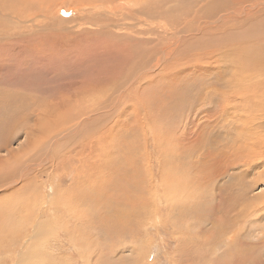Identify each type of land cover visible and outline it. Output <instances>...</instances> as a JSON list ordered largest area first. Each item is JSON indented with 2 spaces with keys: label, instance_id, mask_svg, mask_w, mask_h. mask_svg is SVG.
Segmentation results:
<instances>
[{
  "label": "rangeland",
  "instance_id": "obj_1",
  "mask_svg": "<svg viewBox=\"0 0 264 264\" xmlns=\"http://www.w3.org/2000/svg\"><path fill=\"white\" fill-rule=\"evenodd\" d=\"M0 19V264H264V0Z\"/></svg>",
  "mask_w": 264,
  "mask_h": 264
},
{
  "label": "bare ground",
  "instance_id": "obj_2",
  "mask_svg": "<svg viewBox=\"0 0 264 264\" xmlns=\"http://www.w3.org/2000/svg\"><path fill=\"white\" fill-rule=\"evenodd\" d=\"M144 2H145V1H144ZM78 3H79V2H78ZM150 3H151V2H150ZM1 4H2V3H1ZM125 4H126V3H125ZM25 5H26V4H25ZM2 6H3V5H2ZM10 6H11V4H10ZM18 8H19V7H18ZM30 8H31V7H30ZM120 8H121V7H120ZM126 8H128V7H126ZM253 8H255V7H253ZM19 9H20V8H19ZM23 9H24V8H23ZM32 9H33V8H32ZM117 9H119V7H118ZM20 10H21V9H20ZM76 10H77V9H76ZM122 10H123V9H122ZM122 10H121V11H122ZM125 10H126V9H125ZM133 10H134V9H133ZM27 11H28V10H27ZM31 11H32V10H31ZM11 12H12V11H11ZM32 12H33V11H32ZM143 12H144V11H143ZM6 13H7V12H6ZM30 13H31V12H30ZM31 14H32V13H31ZM16 15H17V14H16ZM22 16H23V15H22ZM36 16H37V15H36ZM1 17H2V16H1ZM39 18H40V17H39ZM39 18H38V19H39ZM36 19H37V18H36ZM36 19H35V20H36ZM43 19H45V18H43ZM218 19H219V18H218ZM0 20H1V19H0ZM31 21H32V20H31ZM0 22H1V21H0ZM45 22H46V21H45ZM45 22H44V23H45ZM215 22H216V21H215ZM215 22H214V23H215ZM5 23H6V22H5ZM39 23H40V22H39ZM0 24H2V22H1ZM6 24H7V23H6ZM6 24H5V25H6ZM19 24H20V23H19ZM31 24H32V23H31ZM33 25H34V24H33ZM47 25H48V24H47ZM214 25H216V24H214ZM218 25H219V24H218ZM19 26H20V25H19ZM10 27H11V26H10ZM12 27H13V26H12ZM15 27H16V29H17V26H15ZM22 27H23V26H22ZM33 27H35V26H33ZM19 28H20V27H19ZM48 28H49V27H48ZM13 29H14V28H13ZM203 29H204V28H203ZM3 30H4V28H3ZM49 30L51 31V29H49ZM66 30H67V29H66ZM218 30H219V29H218ZM13 31H14V30H13ZM39 31H41V30H39ZM50 31H49V32H50ZM4 32H5V31H4ZM53 32H54V31H53ZM10 33H11V32H10ZM36 33H37V30H36ZM0 34H1V33H0ZM7 34H8V33H7ZM15 34H16V33H15ZM210 34H211V33H210ZM5 35H6V33H5ZM6 38H7V37H6ZM252 38H254V37L252 36ZM1 39H3V38H1ZM7 39H8V38H7ZM32 39H33V38H32ZM32 39H31V40H32ZM206 41H207V40H206ZM202 42H203V41H202ZM2 43H3V42H2ZM206 43H207V42H206ZM4 45H5V44H4ZM1 47H3V46H1ZM1 49H2V48H1ZM213 51H214V50H213ZM138 52H139V51H138ZM133 53H134V52H133ZM216 53H217V52H216ZM210 54H211V53H210ZM135 56H137V55H135ZM206 56H207V55H206ZM211 56H212V55H211ZM210 59H212V58H210ZM207 61H208V60H207ZM203 63H204V62H203ZM35 65H36V64H35ZM34 67H35V66H34ZM97 75H98V74H97ZM98 109H100V108H98ZM85 116H86V115H85ZM88 119H89V118H88ZM92 120H93V119H92ZM86 123H87V122H86ZM78 124H79V123H78ZM89 124H90V123H89ZM76 125H77V124H76ZM67 129H68V128H67ZM72 134H73V133H72ZM74 135H75V134H74ZM67 137H68V136H67ZM54 138H55V137H52V141L55 140ZM54 143H56V140H55ZM36 146H37V145H36ZM28 147H29V146H28ZM27 149H28V148H27ZM34 151H35V150H34ZM18 153H20V152H18ZM22 153H23V152H22ZM16 154H17V152H16ZM32 154H33V153H32ZM13 158H14V157H13ZM7 161H10V160H7ZM13 161H14V160H13ZM31 161H32V160H31ZM14 162H15V161H14ZM40 162H41V161H40ZM13 164H14V163H13ZM18 165H20V164L16 163L15 165L12 166V168H13L12 170H14L15 173H13V171H11V173L16 174V173L20 170L19 168H20L21 166L18 168ZM8 166H9V164H8ZM33 166H35V165H33ZM6 167H7V166H6ZM26 167H27V166H26ZM28 167H29V166H28ZM28 167H27V168H28ZM30 167H32V166H30ZM30 167H29V168H30ZM27 168H26V170L23 168L22 171H23L24 173H26V171L29 169V168H28V169H27ZM5 169H6L5 166H4L3 168H0V170H5ZM8 174H10V173H8ZM21 174H22V173H21ZM5 175H6V174L4 173V176H5ZM5 177H6V176H5ZM20 177H21V176H20ZM8 178H9V177H8ZM12 178H13V176H12ZM3 180H4V179H3ZM6 180H8V179H6ZM117 180H118V179H117ZM84 181H86L85 177H84ZM2 182H3V181H2ZM10 182H11V181H10ZM108 183H109V182H108ZM99 184H100V182H99ZM110 184H111V183H110ZM6 185H7V184H6ZM9 185H10V184H9ZM83 185L87 186L86 183H83ZM88 186H89V185H88ZM88 186H87V187H88ZM97 186H98V185H97ZM99 186H100V185H99ZM106 186H107V185H106ZM0 187H1V186H0ZM100 188H101V187H100ZM108 189H109V188H108ZM77 197H79L80 200H82L83 198L86 197L85 190H84L83 188L80 190L79 193H77ZM97 197H98V196H97ZM97 197H95V196L93 197V198H94V201H96V200H99V201H100V200H101L99 197H98V199H97ZM87 200L93 202V200L91 199V196H89V197L86 199V201H87ZM87 204H88V203H87ZM86 206H87V205H86ZM4 212H5V211H4ZM100 214H101V213H100ZM86 226H87V224H86ZM236 252H237V251H236ZM245 260H246V259H245Z\"/></svg>",
  "mask_w": 264,
  "mask_h": 264
}]
</instances>
